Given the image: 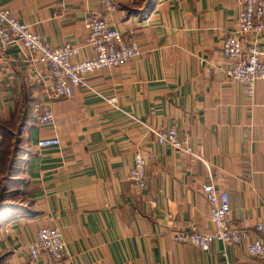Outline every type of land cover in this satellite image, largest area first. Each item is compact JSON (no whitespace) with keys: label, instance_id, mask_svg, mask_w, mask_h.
<instances>
[{"label":"crops","instance_id":"obj_1","mask_svg":"<svg viewBox=\"0 0 264 264\" xmlns=\"http://www.w3.org/2000/svg\"><path fill=\"white\" fill-rule=\"evenodd\" d=\"M113 1L110 12L101 0H0L54 47L82 45L93 14L142 52L91 75L95 92L69 98L48 94L47 69L39 76L19 47L0 55V165L15 126L28 147L24 203L0 212V264H29V244L52 225L74 264H264L245 243L202 252L173 240L190 222L212 230L208 182L228 193L233 227L255 239L264 220V80L249 99L221 54L245 0ZM252 41L245 37V47ZM37 103L51 106L54 125L38 123ZM171 127L191 137L192 154L157 143L153 131ZM47 139L59 144L40 147ZM138 150L148 161L145 189L129 178Z\"/></svg>","mask_w":264,"mask_h":264},{"label":"built area","instance_id":"obj_2","mask_svg":"<svg viewBox=\"0 0 264 264\" xmlns=\"http://www.w3.org/2000/svg\"><path fill=\"white\" fill-rule=\"evenodd\" d=\"M110 12L117 9L113 0H101ZM87 36L82 45L65 43L54 47L30 26L15 18L11 10L0 4V55L8 48L17 46L22 50L24 60L43 76L38 68H46L45 80L47 92L52 98H69L75 89L95 92L90 77L104 69L120 67L141 55V48L133 39L126 37L119 29L112 27L102 15H88L85 19ZM264 0H245L237 18L236 28L224 33L221 39V54L229 63L226 75L229 81L245 87L246 95L253 99L256 83L264 80ZM252 36L250 47H245L244 38ZM91 52L92 57H82L83 51ZM34 114L40 125L51 126L55 115L50 105L37 103ZM160 145H169L185 153H193V144L189 135L180 136L176 127L160 128L153 131ZM59 144L55 140H43L40 147ZM148 161L141 151L135 152V164L129 178L137 189L147 187ZM210 209L212 230L201 231L194 223L185 227H175L173 240L188 244L202 252L210 250L216 242L228 246L246 244L249 256L264 260V220L255 227L258 238L251 239V231L238 229L230 224L231 205L226 191L216 188L213 182L203 185ZM29 264H74L66 257V244L59 226H43L36 239L29 244Z\"/></svg>","mask_w":264,"mask_h":264},{"label":"rangeland","instance_id":"obj_3","mask_svg":"<svg viewBox=\"0 0 264 264\" xmlns=\"http://www.w3.org/2000/svg\"><path fill=\"white\" fill-rule=\"evenodd\" d=\"M8 143L3 153V164L0 165V212L24 203L22 189L25 178L22 166L28 147L24 135L20 136L18 127L7 133Z\"/></svg>","mask_w":264,"mask_h":264}]
</instances>
